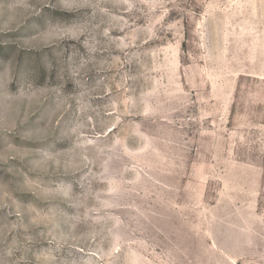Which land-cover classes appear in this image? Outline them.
<instances>
[{"label":"rangeland","instance_id":"374dc122","mask_svg":"<svg viewBox=\"0 0 264 264\" xmlns=\"http://www.w3.org/2000/svg\"><path fill=\"white\" fill-rule=\"evenodd\" d=\"M0 264H264V0H0Z\"/></svg>","mask_w":264,"mask_h":264}]
</instances>
